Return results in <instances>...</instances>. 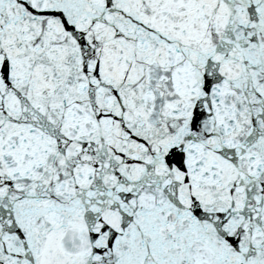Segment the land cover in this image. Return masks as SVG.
I'll return each mask as SVG.
<instances>
[{"label": "snow or ice", "instance_id": "obj_1", "mask_svg": "<svg viewBox=\"0 0 264 264\" xmlns=\"http://www.w3.org/2000/svg\"><path fill=\"white\" fill-rule=\"evenodd\" d=\"M0 264H264V0H0Z\"/></svg>", "mask_w": 264, "mask_h": 264}]
</instances>
